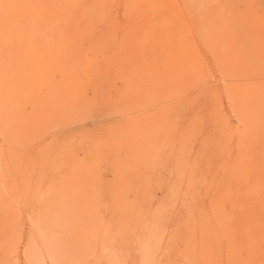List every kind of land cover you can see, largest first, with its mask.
Listing matches in <instances>:
<instances>
[{
	"label": "rangeland",
	"instance_id": "rangeland-1",
	"mask_svg": "<svg viewBox=\"0 0 264 264\" xmlns=\"http://www.w3.org/2000/svg\"><path fill=\"white\" fill-rule=\"evenodd\" d=\"M0 264H264V0H0Z\"/></svg>",
	"mask_w": 264,
	"mask_h": 264
},
{
	"label": "bare ground",
	"instance_id": "bare-ground-1",
	"mask_svg": "<svg viewBox=\"0 0 264 264\" xmlns=\"http://www.w3.org/2000/svg\"><path fill=\"white\" fill-rule=\"evenodd\" d=\"M52 4V3H51ZM10 26V25H9ZM68 69V68H67ZM187 78V77H186ZM182 80V79H181ZM144 82V81H143ZM174 85V84H173ZM137 86V85H136ZM261 167V166H260Z\"/></svg>",
	"mask_w": 264,
	"mask_h": 264
}]
</instances>
